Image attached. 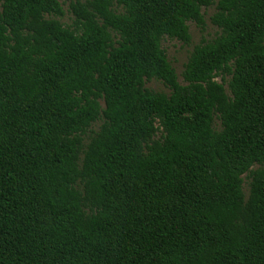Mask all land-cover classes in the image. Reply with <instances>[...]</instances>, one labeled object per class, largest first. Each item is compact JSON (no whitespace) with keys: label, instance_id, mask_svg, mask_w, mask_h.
Returning a JSON list of instances; mask_svg holds the SVG:
<instances>
[{"label":"trees","instance_id":"trees-1","mask_svg":"<svg viewBox=\"0 0 264 264\" xmlns=\"http://www.w3.org/2000/svg\"><path fill=\"white\" fill-rule=\"evenodd\" d=\"M0 264H264V0H0Z\"/></svg>","mask_w":264,"mask_h":264},{"label":"rangeland","instance_id":"rangeland-1","mask_svg":"<svg viewBox=\"0 0 264 264\" xmlns=\"http://www.w3.org/2000/svg\"><path fill=\"white\" fill-rule=\"evenodd\" d=\"M64 8L65 10H67V6H65ZM203 11L205 13L207 23V27L204 32H202L195 23H189L190 32L192 35L191 45L187 46L184 45L182 42H179L177 40H171L169 38H165L163 41V48L165 49L170 62L175 67L181 83H183L181 73L184 69V65L187 63V60L193 50V47L201 43L202 41H210L214 39L219 33L218 28L213 26L210 22V17L215 12V9L208 8L204 9ZM65 21L67 23L71 22V17L69 14L66 16ZM218 81L221 82V78H218ZM147 87L155 91L169 93V90L159 81H152L150 83H147ZM245 188L247 190V186H245Z\"/></svg>","mask_w":264,"mask_h":264}]
</instances>
